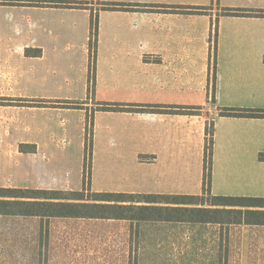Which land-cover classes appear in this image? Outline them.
Returning <instances> with one entry per match:
<instances>
[{"label":"crops","instance_id":"0c3cea01","mask_svg":"<svg viewBox=\"0 0 264 264\" xmlns=\"http://www.w3.org/2000/svg\"><path fill=\"white\" fill-rule=\"evenodd\" d=\"M65 1L21 0L12 4L17 12L10 22L13 39L0 42V103L11 98L30 104L43 101L44 106H15L16 111L10 113L16 112L18 118L22 112L41 113L46 121L53 119L55 113L68 114L79 122L83 134L89 111L93 115L92 145L108 147L113 152L112 160L116 154L115 159L127 163L124 176L137 185L104 194L136 197L203 196L207 127L212 124L209 195L264 198V161L259 158L264 153V119L219 114L222 108L264 109V16H257L264 14V0H98L96 3L68 0L76 3L73 7L61 3ZM108 5L125 8L106 9ZM226 9L240 10L247 15H226ZM94 15L98 27L94 63H91ZM69 22L73 30L68 31ZM73 49L87 62L82 71L86 87V74L94 76L89 80V87L94 88V100L87 101L86 96L77 100L83 103L80 111L66 106L78 96L62 94L61 85H51L41 96L18 89L21 84L16 82L15 74L22 62L48 55L60 61ZM2 57H8L7 61L16 58L13 69L9 70V83L1 75L6 71L1 68ZM63 84L65 91L66 79ZM30 122L17 120L14 127L18 129L11 142L0 139V152L20 153L25 148L29 151L27 178L15 179L11 186L3 185L5 180L0 179V189L27 190L34 194L33 201L66 202L57 199L64 198L65 193L81 192L76 191L83 184L81 177L79 182L73 181L64 169L65 155L58 158L60 165L49 162L55 159L49 153L54 149L50 148L51 144L43 147L36 133L39 129L35 130ZM45 130L49 140L45 142L54 143V130L48 127ZM22 131L27 138L18 135ZM96 192L102 194V191ZM137 205L179 206L144 201ZM68 220L100 219L0 215V224L24 221L33 227L38 232L37 242L45 239L42 232L51 230V225H67ZM109 221L161 225L170 231V237L162 244L154 242L156 248L189 245L190 239H184L179 232H194L193 245L197 249L210 248L213 256L220 252L221 233L226 227L260 226ZM18 228L25 230L24 226Z\"/></svg>","mask_w":264,"mask_h":264},{"label":"rangeland","instance_id":"374dc122","mask_svg":"<svg viewBox=\"0 0 264 264\" xmlns=\"http://www.w3.org/2000/svg\"><path fill=\"white\" fill-rule=\"evenodd\" d=\"M17 1L21 0H0V42L8 43L9 38H12L10 22H13L17 14L12 4ZM90 1L96 3L98 0ZM81 6L84 5L81 4ZM93 19L95 15L91 21V30L94 24ZM81 22L83 23V20ZM72 27V22H69L68 31ZM90 41L92 45L91 63H94L96 41L95 38H91ZM66 54L61 57L60 61L48 55L34 61L22 62L19 72L15 74L16 82L21 84L18 89L24 93L41 96L44 90H48L51 85H61L62 94L78 96V99H72L75 102H67L66 106L80 111L83 103L77 100L85 96L87 101L94 100V88L89 87V80L94 79V76H91L89 72L86 74L88 85L86 87L85 79L82 80V71L87 67L85 57L80 56V52L76 49L69 50ZM7 58L2 57L4 63L1 68L6 71H3L1 75L4 81L9 83L11 75L9 70L13 69L16 58L11 57L8 61ZM88 67L90 70L89 64ZM65 79L68 84L65 85L64 91ZM22 101L26 100L10 98L0 103V139L3 140L2 142H11L10 140L18 129L14 127L17 120L20 123L30 120L32 127L40 131L36 133L39 134L38 140L43 142V147L45 144H51L50 148L54 149L49 153L54 155L55 159L49 162L53 161L60 165L58 158L65 155L63 156L64 164H66L64 169L69 171L73 181L79 182L81 177L83 184L76 191L85 193L84 199L87 203H94L93 199L98 193L96 190L104 194L137 186L124 176L129 166L127 163L115 159L116 154L112 160L113 152L108 147H101L98 143L92 145L93 115L89 111L84 126L85 133L82 134L79 122L74 121L73 117L68 114L55 113L53 119L46 121V118L40 115L41 113L22 112L18 118L16 112H9L16 111L15 106H44L43 101H35L40 104L20 103ZM46 127L54 130V143L45 142L49 141ZM18 135L25 138L27 134L22 131ZM84 141L85 146H82ZM28 152L26 148L20 153L0 152V179L5 180L3 185L11 186L15 179L20 181V178L24 180L27 178L29 163L26 157ZM65 194H67L64 195L65 197L75 198L70 193ZM24 223L20 221L0 224L2 226L0 227V264H264V226L226 227L221 233L220 252L213 256L210 248L197 249L193 245L192 234L194 232H179L184 239L187 237L190 239L189 245L184 247H154V242L162 244L164 239H169L170 231L161 228V225L149 222L131 224L109 220H68L67 225H51V230L42 232L45 238L42 242L36 240L38 232ZM18 226H24L25 230H19ZM176 244L179 243L176 242Z\"/></svg>","mask_w":264,"mask_h":264},{"label":"trees","instance_id":"16d2710c","mask_svg":"<svg viewBox=\"0 0 264 264\" xmlns=\"http://www.w3.org/2000/svg\"><path fill=\"white\" fill-rule=\"evenodd\" d=\"M73 7L74 2H61ZM80 4V3H79ZM124 5H108L106 9ZM226 15L246 16L243 11L226 9ZM264 16V14H257ZM91 38H95L98 20L93 19ZM96 44V42H95ZM38 57V56H37ZM222 117L264 119V109L222 108ZM213 127H207L206 167L203 196H147L96 194L94 203H87L83 192L70 193L75 198L61 197L56 201H33V193L22 189H0V215L24 217L88 218L100 220L161 221L213 224H246L264 226V198H226L209 195L213 160ZM264 161V153L259 156ZM51 195V194H50ZM67 195V194H66ZM54 196V195H51ZM61 196H63L61 194ZM208 197V198H207ZM55 199V198H49ZM47 200V199H46ZM176 204L177 207L138 206L137 203ZM96 202V203H95ZM123 203H131L124 205ZM259 208L261 210H228L223 207ZM230 216H233L230 218Z\"/></svg>","mask_w":264,"mask_h":264}]
</instances>
